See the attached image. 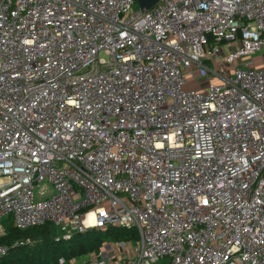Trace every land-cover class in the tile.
<instances>
[{
    "label": "built area",
    "instance_id": "built-area-1",
    "mask_svg": "<svg viewBox=\"0 0 264 264\" xmlns=\"http://www.w3.org/2000/svg\"><path fill=\"white\" fill-rule=\"evenodd\" d=\"M135 3L0 0V237L126 228L78 264H264V0Z\"/></svg>",
    "mask_w": 264,
    "mask_h": 264
},
{
    "label": "trees",
    "instance_id": "trees-1",
    "mask_svg": "<svg viewBox=\"0 0 264 264\" xmlns=\"http://www.w3.org/2000/svg\"><path fill=\"white\" fill-rule=\"evenodd\" d=\"M58 237L59 233L51 223L25 230L14 226L5 228L0 246L7 247L9 251L0 258V264H60L61 259L63 264H71L74 259L98 253L106 243L136 240L138 235L134 229L109 227L75 233L69 240ZM21 241L29 243L18 245ZM162 260H169L167 264H171L168 258Z\"/></svg>",
    "mask_w": 264,
    "mask_h": 264
},
{
    "label": "rangeland",
    "instance_id": "rangeland-1",
    "mask_svg": "<svg viewBox=\"0 0 264 264\" xmlns=\"http://www.w3.org/2000/svg\"><path fill=\"white\" fill-rule=\"evenodd\" d=\"M140 9V5H139V3H138V0H136V3H135V5H134V10H139ZM237 48H240V43H239V41L237 42V43H235L234 44ZM234 45H231V46H229L228 48H230V49H233V47H234ZM228 50V49H227ZM262 54H264V49H263V51H262ZM259 57H257V59H258ZM210 64V66H212L213 64L212 63H209ZM197 82H194V83H192V86L193 87H203V88H206L207 86H208V84H209V82H208V80H196ZM4 222H5V226H6V228L8 229L10 226H13V223L11 222V221H9V218L8 217H5V220H4ZM78 260H80V263H81V261L83 260V258L81 257V258H77V259H74V262H76V264H78L79 263V261ZM168 262H170L169 260H160L159 262H157V263H155V264H167Z\"/></svg>",
    "mask_w": 264,
    "mask_h": 264
},
{
    "label": "water",
    "instance_id": "water-1",
    "mask_svg": "<svg viewBox=\"0 0 264 264\" xmlns=\"http://www.w3.org/2000/svg\"><path fill=\"white\" fill-rule=\"evenodd\" d=\"M159 1L160 0H138V3L142 10H145V9L149 10L153 8L156 5V3H158Z\"/></svg>",
    "mask_w": 264,
    "mask_h": 264
}]
</instances>
